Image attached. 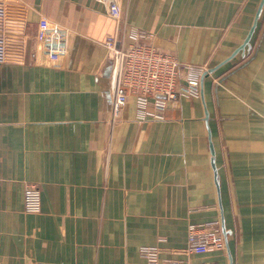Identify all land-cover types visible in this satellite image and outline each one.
Segmentation results:
<instances>
[{"label":"crops","instance_id":"0c3cea01","mask_svg":"<svg viewBox=\"0 0 264 264\" xmlns=\"http://www.w3.org/2000/svg\"><path fill=\"white\" fill-rule=\"evenodd\" d=\"M120 1L119 24L95 0H0V264H147L213 221L225 249L192 262L264 264V0ZM131 29L207 69L200 95L113 120L103 44Z\"/></svg>","mask_w":264,"mask_h":264},{"label":"built area","instance_id":"2783aa9c","mask_svg":"<svg viewBox=\"0 0 264 264\" xmlns=\"http://www.w3.org/2000/svg\"><path fill=\"white\" fill-rule=\"evenodd\" d=\"M106 7L107 15L121 23L122 6L120 0H95ZM129 35L133 43L119 46L117 39L108 37L103 46L111 62V93L113 96L112 119L119 117L130 96L135 97L138 118L161 116L151 113L148 107L151 100L154 106L163 111L167 102L176 101L179 96L198 97L201 79L207 72L203 67L183 65L178 60L151 43V35L131 29ZM181 81V82H180ZM26 214H38L41 210L40 190L35 185H27L23 197ZM225 249L224 232L218 221L191 224L188 227L187 246L180 249L145 247L140 250L147 264H217L215 262L194 263V255H208ZM176 256L174 259L161 260V255ZM180 257L182 259H180Z\"/></svg>","mask_w":264,"mask_h":264}]
</instances>
